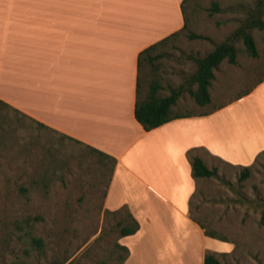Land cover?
<instances>
[{
    "label": "crops",
    "instance_id": "crops-1",
    "mask_svg": "<svg viewBox=\"0 0 264 264\" xmlns=\"http://www.w3.org/2000/svg\"><path fill=\"white\" fill-rule=\"evenodd\" d=\"M183 1L44 0L41 17L22 19L17 3L0 0V101L8 106L0 112L110 163L102 213L126 208L139 225L117 240L128 250L124 264H203L207 252L231 253L232 241L204 233L206 179L192 176L187 152L234 169L264 152V79L207 115L149 131L134 118L139 54L183 28ZM196 193L203 203L190 212Z\"/></svg>",
    "mask_w": 264,
    "mask_h": 264
},
{
    "label": "rangeland",
    "instance_id": "rangeland-1",
    "mask_svg": "<svg viewBox=\"0 0 264 264\" xmlns=\"http://www.w3.org/2000/svg\"><path fill=\"white\" fill-rule=\"evenodd\" d=\"M3 1L18 4L13 13L16 11L19 18L43 15L44 0ZM213 3L218 11L212 10ZM254 3L186 0V28L162 48L164 56L153 63V68L145 65L143 92L152 80L162 86L163 95L183 84L195 71L188 56H204L214 44L224 41L244 17V8ZM189 32L206 39L190 40ZM252 36L258 57L247 56L241 41L235 42L237 63L223 61L215 71L209 88L211 104L198 107L183 93L178 100L179 113L210 110L232 101L264 78V30H252ZM0 115L5 129V143L0 145V264H51L69 257L75 258L69 264H124L123 252L115 247L118 217L101 210L110 163L70 139L34 130L31 123L16 120L12 113L1 111ZM206 163L218 174L217 178L206 179V225L225 236L228 241L224 242L235 244L231 253L220 257L221 261L264 264V208L258 203L264 200V156L242 181L238 180L239 168L212 160ZM21 186L27 188L26 193L19 192ZM202 203L198 197L193 199L194 211ZM27 217L34 224L33 235L44 242L42 253L15 238L14 223Z\"/></svg>",
    "mask_w": 264,
    "mask_h": 264
},
{
    "label": "trees",
    "instance_id": "trees-1",
    "mask_svg": "<svg viewBox=\"0 0 264 264\" xmlns=\"http://www.w3.org/2000/svg\"><path fill=\"white\" fill-rule=\"evenodd\" d=\"M185 1L186 0L183 1L184 5ZM212 10L218 11V5L216 3L212 4ZM243 12L244 17L239 21V24L237 25L235 30L229 36H227L224 41L214 44L213 48L204 56H188L195 64V71L185 78L183 84L176 88H171L166 95L162 94L163 88L156 80L150 81L148 83L146 91L143 92L142 83L145 80L143 78L144 71L146 68L145 65H149L150 67L152 66L153 68V63H155L157 60L161 59L164 56V53L158 52L157 47L161 44H164L167 40H171L177 37L179 33L186 28L187 17H184L185 23L180 31L170 35L168 38L140 52L138 57L140 77L138 79L136 88L134 118L145 131L157 128L175 119L195 116L198 114L207 115L212 110H214L215 107H212L210 110H206V112L199 111L179 113L177 111L178 100L183 93H187L188 96L198 107L203 108L211 104L212 100L209 88L212 86V82L215 80V71L223 61H226L230 65H235L237 63L238 50L234 45L235 42L241 41L244 48V52L247 56L251 58L258 57V49L255 40L252 36V30H264V0H255V3L252 6L244 8ZM187 38L190 40L206 39L205 36L193 32H189L187 34ZM2 107L8 106L0 101V110ZM13 111L17 112L16 110ZM1 118H3V115H0V119ZM22 118H25V116L21 115L17 117L16 120H21ZM18 123L20 122L18 121ZM37 127L39 130L48 129L42 124H37ZM4 134L5 129L0 123V145H4L5 143ZM62 137L66 138L65 136ZM72 141L81 144L78 141ZM198 151L199 149H193L187 152V158L191 166L192 176L195 179L217 178V169L215 167L209 168L204 159L198 154ZM263 156L264 152H261L257 155L252 165L248 167L239 168L240 172L238 174V180L242 181L247 179L250 176V173L255 164H259V160ZM26 191V187H19L20 193L23 194L26 193ZM196 197H198L197 193L194 194L190 199V212L194 208H192L193 199H195ZM258 203L261 205L262 208H264V200L260 202L258 201ZM109 214L113 215L114 217H118V220L116 221L115 225L119 228V238L132 235L138 230L139 225L137 221L133 218V216L128 212L126 208H122L118 211L111 212ZM191 217L195 220L193 216ZM31 220L32 219L30 217H27L22 221L14 223L15 238L18 242H24V244L29 245L31 249H36L39 253H42L44 248V242L40 237H36L33 235L32 229L34 224ZM197 223L202 228H204L203 224L199 222ZM204 229V233L206 236L217 238L221 241H228L225 236L217 233L215 230L209 228L207 225ZM115 247L123 252L121 260L124 262L126 257L128 256L127 248L120 246L117 243L115 244ZM221 256L222 255H216L215 253L207 252L204 255L203 264H225L221 261ZM69 259L70 257L67 258L65 261L54 260L51 264H65ZM74 259L75 258L69 260L67 264H69Z\"/></svg>",
    "mask_w": 264,
    "mask_h": 264
}]
</instances>
